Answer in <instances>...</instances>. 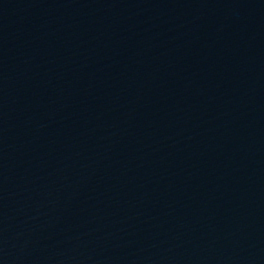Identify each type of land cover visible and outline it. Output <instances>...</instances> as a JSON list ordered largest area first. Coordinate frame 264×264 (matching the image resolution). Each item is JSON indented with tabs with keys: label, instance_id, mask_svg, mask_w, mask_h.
<instances>
[{
	"label": "water",
	"instance_id": "obj_1",
	"mask_svg": "<svg viewBox=\"0 0 264 264\" xmlns=\"http://www.w3.org/2000/svg\"><path fill=\"white\" fill-rule=\"evenodd\" d=\"M0 264H264V0H0Z\"/></svg>",
	"mask_w": 264,
	"mask_h": 264
}]
</instances>
